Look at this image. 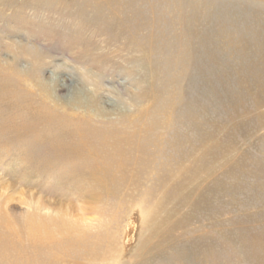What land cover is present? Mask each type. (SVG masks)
I'll use <instances>...</instances> for the list:
<instances>
[{
    "label": "rangeland",
    "instance_id": "374dc122",
    "mask_svg": "<svg viewBox=\"0 0 264 264\" xmlns=\"http://www.w3.org/2000/svg\"><path fill=\"white\" fill-rule=\"evenodd\" d=\"M0 264H264V0H0Z\"/></svg>",
    "mask_w": 264,
    "mask_h": 264
},
{
    "label": "bare ground",
    "instance_id": "6f19581e",
    "mask_svg": "<svg viewBox=\"0 0 264 264\" xmlns=\"http://www.w3.org/2000/svg\"><path fill=\"white\" fill-rule=\"evenodd\" d=\"M121 158H122V156H121ZM109 166H110V163H107V164H106V168L108 169Z\"/></svg>",
    "mask_w": 264,
    "mask_h": 264
}]
</instances>
